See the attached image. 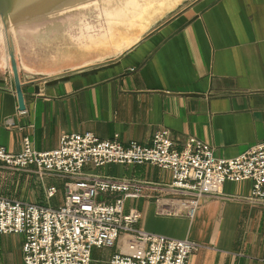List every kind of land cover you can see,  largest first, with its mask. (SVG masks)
Instances as JSON below:
<instances>
[{
    "label": "crops",
    "instance_id": "crops-1",
    "mask_svg": "<svg viewBox=\"0 0 264 264\" xmlns=\"http://www.w3.org/2000/svg\"><path fill=\"white\" fill-rule=\"evenodd\" d=\"M25 103L21 112L11 72L0 69V147L13 155L26 138L38 152L86 133L151 147L167 130L178 150L196 138L217 158H236L264 143V0H201L117 62L43 82L26 92ZM85 171L145 184L127 210L141 212V230L202 245L189 264H264V206L240 200L251 195V181L226 183L191 219L159 213L157 199L171 197L161 190L172 181L169 170L111 164ZM65 184L35 167L0 164V197L57 208ZM54 187L58 194L49 199ZM24 242L23 235L0 234V264H25ZM115 252L95 249L93 264H109Z\"/></svg>",
    "mask_w": 264,
    "mask_h": 264
},
{
    "label": "built area",
    "instance_id": "built-area-1",
    "mask_svg": "<svg viewBox=\"0 0 264 264\" xmlns=\"http://www.w3.org/2000/svg\"><path fill=\"white\" fill-rule=\"evenodd\" d=\"M0 164L14 171L35 167L40 177L66 179L64 203L57 208L0 197V234L24 236L25 264H92L95 249L116 250L109 264H189L203 247L139 229L142 215L127 210L126 203L140 199L145 184L90 175L85 171L90 166L148 164L169 170L172 181L161 189L177 198L167 204L159 200L161 214L192 219L202 201L223 195L228 182L251 181V195L240 200L264 206V143L236 158L220 159L196 138L176 149L167 130L155 134L151 147L123 145L119 135L103 141L92 133L68 134L49 152H38L30 138L17 155L0 147ZM57 194L54 187L47 196Z\"/></svg>",
    "mask_w": 264,
    "mask_h": 264
},
{
    "label": "water",
    "instance_id": "water-1",
    "mask_svg": "<svg viewBox=\"0 0 264 264\" xmlns=\"http://www.w3.org/2000/svg\"><path fill=\"white\" fill-rule=\"evenodd\" d=\"M186 1L0 0V69L11 72L19 110L26 92L117 62L201 0L181 11Z\"/></svg>",
    "mask_w": 264,
    "mask_h": 264
},
{
    "label": "rangeland",
    "instance_id": "rangeland-1",
    "mask_svg": "<svg viewBox=\"0 0 264 264\" xmlns=\"http://www.w3.org/2000/svg\"><path fill=\"white\" fill-rule=\"evenodd\" d=\"M192 1H194V0H190L189 2L186 1V2L183 4V6L180 7V9H183L186 5H188V4H189L190 2H192ZM180 9H179V10H180ZM162 187H163V186H162ZM162 187H161V188H162ZM144 190H145V189H144ZM144 190H143V191H144ZM161 190H162V189H161ZM163 191H165V192H167L168 194H170L171 197H170V198H169V197L167 198V197H164V196H163V197H162V196L159 197V198L157 199V204L159 205V208H160V204H163V203H165V202H168L169 200H172V199H176V198H177V197L174 196L172 193H170V192H168V191H166V190H163ZM142 197H143V195H142ZM4 198H6V197H4ZM8 199H10V198H8ZM161 199H163V202H161V203L158 202V201L161 200ZM11 200H13V199H11ZM165 200H166V201H165ZM16 201H18V200H16ZM159 203H160V204H159ZM165 204H166V203H165ZM140 213H141V212H140ZM159 213H160V211H159ZM165 213H167V214H171V215H175L173 212H169V213H168V212H165ZM141 215H142V214H141ZM180 215H182V214H180ZM180 215H179V216H180ZM185 216H186V215H185ZM115 253H116V252H115ZM109 262H110V260H109ZM92 264H93V260H92Z\"/></svg>",
    "mask_w": 264,
    "mask_h": 264
}]
</instances>
